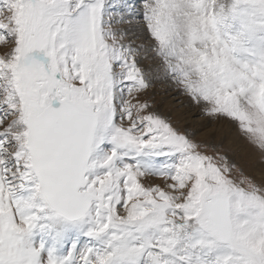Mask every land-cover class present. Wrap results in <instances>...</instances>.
Instances as JSON below:
<instances>
[{
    "label": "snow or ice",
    "instance_id": "1",
    "mask_svg": "<svg viewBox=\"0 0 264 264\" xmlns=\"http://www.w3.org/2000/svg\"><path fill=\"white\" fill-rule=\"evenodd\" d=\"M138 6L0 0V264H264V0ZM132 25L198 113L156 111ZM202 116L254 175L177 126Z\"/></svg>",
    "mask_w": 264,
    "mask_h": 264
},
{
    "label": "rangeland",
    "instance_id": "2",
    "mask_svg": "<svg viewBox=\"0 0 264 264\" xmlns=\"http://www.w3.org/2000/svg\"><path fill=\"white\" fill-rule=\"evenodd\" d=\"M123 1H125V0H120V4H124L125 2H123ZM109 3H112V0H109ZM140 3H142V0H131V2L130 1L128 2V4L133 5L132 11L136 10L137 13L140 15V17H142V11L140 10V8L138 6ZM222 3H225V5L227 6V5H230L232 3V0H224V2H222ZM243 6L244 5H242V7ZM110 10H112V9H110ZM129 19H131V18H129ZM234 21H236V20H233V23H234ZM121 27H122L121 25L113 24L112 30L118 32ZM237 27H238V22L232 26L230 31L235 32ZM257 36H264V30L258 31ZM124 42L137 48V51L139 54L138 62L140 63L141 53L144 51V49H146V46L143 45L144 47H140L139 44H137V45H136V43L132 44L131 43L132 40L128 39L127 30H126ZM254 43H255V41H251V42L247 43L245 45V47L252 49ZM235 55H237L239 57V59L242 61L243 60L252 61V60L256 59L255 56L249 55L247 52H239V53H236ZM140 65H141V67L143 66L142 64H140ZM160 67H161L162 71H164L163 64L160 65ZM144 73H145L146 79L152 85L150 88V93H151L152 99L156 102L155 108H156V111L158 113H161V114L165 115L166 117L171 118L172 122L175 124V123H177V120H179V118H180L179 114L181 112H184V113H185V111L192 112L193 106H192L191 102L186 97H184L183 94L179 93V91L177 90V87L173 86L171 81L165 76V72L163 75L166 77L165 78L166 82H168L165 84L166 88L159 87L157 91H155L156 86L153 84L155 82L154 81L152 82V79L149 78V75L147 72L144 71ZM167 88L168 89L171 88L172 89L171 92H173V93L175 92L176 94H174V96H171V98H170V96L168 97L167 96L168 93L164 92V91H166ZM159 90H161L164 94L163 93L158 94L157 92ZM164 97H167L169 100H172L173 103L168 102ZM173 97L175 99H177V101ZM261 99L264 100V97H262ZM184 100H185V102H184ZM162 105H166V110H164ZM207 107H208L207 105L202 106V108H207ZM193 110L196 111L197 113L199 111L197 108H194ZM196 122L202 123V125L198 126V128H199L198 131H196L197 127L194 129L188 128V125L184 126L183 123H178L177 126L179 128H181V130L186 135L194 138L198 143L204 145V147L201 150L206 152V153L214 154L215 152H222V151L226 150L229 153L230 158L235 160L236 164L238 166L237 169L233 170V176L236 179V181L239 182L242 178L247 180L248 177L254 175L252 170L249 168L250 167L249 160L251 157V153L245 151V147L239 139L235 124L230 123L228 121H215V120H211L209 118H205L203 116L200 117L199 120H197ZM205 128H207L205 131L200 132ZM203 133H204V136H203ZM229 141H231V143H229ZM222 145L225 149L222 147ZM103 147L105 149H107V148H110L111 145L105 144V145H103ZM157 159L159 160V162L164 163V162H167L169 159H174V157H172V158L159 157ZM56 228H59V225H56ZM83 239H84V237H80L81 241H83Z\"/></svg>",
    "mask_w": 264,
    "mask_h": 264
},
{
    "label": "bare ground",
    "instance_id": "3",
    "mask_svg": "<svg viewBox=\"0 0 264 264\" xmlns=\"http://www.w3.org/2000/svg\"><path fill=\"white\" fill-rule=\"evenodd\" d=\"M129 1L131 2V0H125L123 2H125V3L128 4ZM219 2H224V0H219ZM133 17L136 20H140V18H141L140 15L137 13L136 10L131 11L127 15V18H133ZM231 23H232V26H233L234 25L233 20L231 21ZM126 30H127V34H128V39L129 40H132V42H131L132 44L136 43V45L139 44V45H145L146 46V49H144V51L141 53V56H140V58H141L140 59L141 60L140 61V64L143 65L142 68L144 69L145 72L148 73L149 78L152 79V82L153 81L155 82V83H153L156 86L155 91H157L159 87L166 88V85L165 84L168 83V82H166V79H165L166 78L165 77L166 75L165 76L163 75L164 74V71H162V69L160 67V65H162V62L159 59V57H157L156 54L153 53L151 42L150 41L143 40L144 39V33L142 32V30L140 29V27H138L137 25H132L130 27H126ZM171 90H172L171 88L170 89L167 88L166 91H164V92L168 93L167 96L168 97L170 96V98H171V96H174V94H176L175 92L174 93L171 92ZM157 93L159 94V93H163V92L161 90H159ZM164 98L168 102L173 103V101L172 100H169L167 97H164ZM175 100L177 101V99H175ZM184 102H185V100H184ZM162 107L164 108V110H166V105H162ZM193 109H192V112L194 111ZM194 112H196V111H194ZM185 113H188V112L185 111ZM183 125L184 126H187L188 125V128H192V129H194V128L197 127L196 131H198V129H199L198 126L202 125V123H197L196 121H192V120L189 119V120H186L185 122H183ZM203 136H204V133H203Z\"/></svg>",
    "mask_w": 264,
    "mask_h": 264
}]
</instances>
